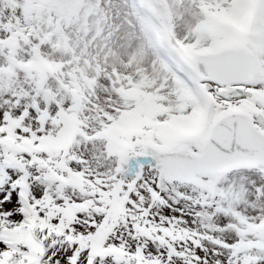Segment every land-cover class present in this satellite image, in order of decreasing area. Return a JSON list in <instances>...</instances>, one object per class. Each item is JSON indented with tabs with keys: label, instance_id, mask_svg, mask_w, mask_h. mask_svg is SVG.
Returning a JSON list of instances; mask_svg holds the SVG:
<instances>
[{
	"label": "snow or ice",
	"instance_id": "6c2138e0",
	"mask_svg": "<svg viewBox=\"0 0 264 264\" xmlns=\"http://www.w3.org/2000/svg\"><path fill=\"white\" fill-rule=\"evenodd\" d=\"M0 173V264H264V0H0Z\"/></svg>",
	"mask_w": 264,
	"mask_h": 264
},
{
	"label": "rangeland",
	"instance_id": "374dc122",
	"mask_svg": "<svg viewBox=\"0 0 264 264\" xmlns=\"http://www.w3.org/2000/svg\"><path fill=\"white\" fill-rule=\"evenodd\" d=\"M35 126V125H34ZM63 141H53V140H48L46 142H43L42 143V147L44 148H47L49 151H51L53 148H56L58 147ZM77 150H79V148H77ZM86 159L89 161L91 167L93 169L96 168V162L93 161L92 159V155H93V152H92V149L88 148V149H85L82 153ZM40 155H43V153H40ZM25 159H30V157H28L26 154H25ZM27 168V165L25 166ZM85 167H88V165H85ZM6 171L9 172V174H11V171L12 170H9V169H6ZM28 172H29V182L34 185V186H40V187H43V184L40 182V181H37L35 179L36 176L38 175H42L43 172H44V169H40V171H37V166L34 164L32 168L28 169ZM56 185L53 184L51 186V188L49 189V194L51 196H53L54 198L56 197L57 193H56ZM3 190H7V184L4 185L3 187ZM63 195L65 197H67L69 199V201H73V200H76L77 197H79L81 195V193L79 191H77L76 189H73L71 187H66L63 189ZM85 199H88V197H85ZM62 201L60 200H57V203H61Z\"/></svg>",
	"mask_w": 264,
	"mask_h": 264
},
{
	"label": "water",
	"instance_id": "95a60500",
	"mask_svg": "<svg viewBox=\"0 0 264 264\" xmlns=\"http://www.w3.org/2000/svg\"><path fill=\"white\" fill-rule=\"evenodd\" d=\"M3 178V174L2 173H0V179H2Z\"/></svg>",
	"mask_w": 264,
	"mask_h": 264
}]
</instances>
